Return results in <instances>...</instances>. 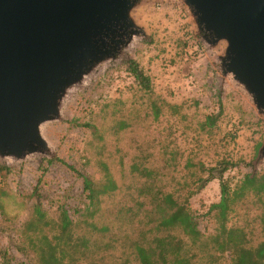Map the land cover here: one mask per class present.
I'll return each mask as SVG.
<instances>
[{
    "label": "rangeland",
    "instance_id": "1",
    "mask_svg": "<svg viewBox=\"0 0 264 264\" xmlns=\"http://www.w3.org/2000/svg\"><path fill=\"white\" fill-rule=\"evenodd\" d=\"M135 15L145 34L123 57L102 64L74 88L61 117L44 125L43 135L51 144V152L19 161L0 159V165L6 167L0 173V190L15 196L1 197L0 252L6 253L8 264H35L22 235L35 203L42 204L54 218L61 205L71 218H84L81 211L88 198L83 178L61 160L96 180L103 175L101 161L112 168L123 189L104 195L95 217L100 224L110 223L118 238L130 227L128 215L119 214L117 209L131 200L132 192L136 195L134 185L138 179L128 169L139 155L146 156L144 161L152 165L170 160L165 181L172 189L181 183L187 189L193 182L202 184L190 197L189 205L206 233L216 226L207 211L221 198L218 176L223 165L233 164L223 175L232 187L248 173L264 172L259 155L264 119L243 89L221 77L219 55L225 44L205 43L180 0H147ZM131 59L152 78L153 98L162 107L158 119L129 71ZM208 114L219 115L210 130L202 126ZM120 115L130 125L117 130L116 118ZM86 122L96 125L97 131ZM188 159L192 163L188 164ZM183 193L187 194L186 190ZM251 203L250 213L233 212L230 224L245 225L253 239H258L261 227ZM118 245L121 248V239ZM228 259L226 256L224 261Z\"/></svg>",
    "mask_w": 264,
    "mask_h": 264
},
{
    "label": "water",
    "instance_id": "2",
    "mask_svg": "<svg viewBox=\"0 0 264 264\" xmlns=\"http://www.w3.org/2000/svg\"><path fill=\"white\" fill-rule=\"evenodd\" d=\"M147 0H0V159L48 155L44 125L72 90L145 34ZM201 38L225 44L221 77L264 119V0H180ZM264 163V140L259 150Z\"/></svg>",
    "mask_w": 264,
    "mask_h": 264
},
{
    "label": "trees",
    "instance_id": "3",
    "mask_svg": "<svg viewBox=\"0 0 264 264\" xmlns=\"http://www.w3.org/2000/svg\"><path fill=\"white\" fill-rule=\"evenodd\" d=\"M129 71L138 89L144 90L154 118L158 119L162 107L153 98L155 92L150 74L134 59L129 61ZM218 118V114L206 115L203 128L210 130L216 126ZM116 122L117 130L130 125L121 115ZM85 125L97 131L96 125L89 122ZM145 158L139 155L129 163L128 171L138 183L134 185L136 195L132 192L131 200L127 201L130 204L125 202L117 209L119 214L128 215L130 225L121 238L115 236L117 232L113 234L110 223L100 224L95 217L101 210L103 196L123 189L109 164L100 162L103 175L96 180L61 160L82 176L88 202L81 211L82 220L71 218L64 205L58 208L57 218L51 217L42 204L33 205L22 235L23 245L32 251L35 264H264V172L248 173L232 187L223 175L233 164L223 165L218 176L221 198L207 211L216 226L213 232L206 233L189 205L190 197L202 184L193 182L187 189L181 183L172 189L165 181L170 160H165L163 165H152L146 163ZM189 163H192L190 159ZM4 168L0 165V173ZM3 195L15 197L1 189L0 207ZM249 202L261 227V237L255 240L245 225L230 224L233 212L250 213ZM118 239H121V248ZM115 251L120 254L117 256ZM1 254L0 264H8L4 260L6 253ZM226 256H229L228 261H224Z\"/></svg>",
    "mask_w": 264,
    "mask_h": 264
}]
</instances>
